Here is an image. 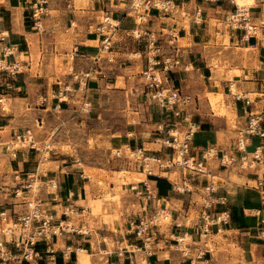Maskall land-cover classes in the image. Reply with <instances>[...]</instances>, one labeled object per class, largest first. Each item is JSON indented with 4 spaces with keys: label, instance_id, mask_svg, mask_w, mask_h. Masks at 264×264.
Masks as SVG:
<instances>
[{
    "label": "crops",
    "instance_id": "0c3cea01",
    "mask_svg": "<svg viewBox=\"0 0 264 264\" xmlns=\"http://www.w3.org/2000/svg\"><path fill=\"white\" fill-rule=\"evenodd\" d=\"M39 1L0 0V139L21 142L27 130L36 131L41 148L19 144L11 163L25 183L36 175L40 185L34 198L52 214L54 225L69 227L41 239L31 260L9 264H264V136L248 137L244 151L235 149L234 137L220 142L225 117L215 116L200 98L205 90L215 97L228 95L233 82L249 97L251 109L262 111L264 127L259 95L264 87V0H164L165 8L147 11L132 7L129 0H92L87 7L80 0H45L35 18L32 10ZM239 4L247 5L249 19L257 25L248 39L242 37L246 21L239 28L226 22ZM139 13L143 18L138 22ZM100 15L114 21L108 48L102 47L104 32L97 28ZM221 48L238 73L216 78L209 61ZM136 53L140 60L132 56ZM58 55L67 69L60 74L54 62ZM163 57L178 60L170 83L194 99L196 156L200 148L218 147V162H204L210 177L192 170L171 178L175 166L150 162L149 171L137 163L132 171L128 158L111 152L128 147L146 158L170 154L160 138L173 118L137 94L144 88L141 72L149 61ZM231 95L226 104L230 101L231 111L245 122L248 107ZM41 97H46L43 104ZM157 143L159 147L150 146ZM219 150L227 151L230 163L246 154L255 166H225ZM30 189L20 190L22 198H30ZM105 192L110 198L96 204ZM11 199L3 209L25 210L21 199ZM66 208L72 213H63ZM223 210L227 221L202 233L199 214ZM160 211L170 220L154 222L144 236L136 237L132 223L152 220ZM202 235L214 249L205 247ZM10 248L20 255L21 248Z\"/></svg>",
    "mask_w": 264,
    "mask_h": 264
},
{
    "label": "built area",
    "instance_id": "2783aa9c",
    "mask_svg": "<svg viewBox=\"0 0 264 264\" xmlns=\"http://www.w3.org/2000/svg\"><path fill=\"white\" fill-rule=\"evenodd\" d=\"M129 3L132 7L138 8L142 6L144 11H147L149 7L154 8H165L166 1L164 0H129ZM45 0L36 2L32 15L35 18L39 17V14H42ZM136 18L141 20L143 14L139 13ZM250 15L244 6L236 7L235 11L226 19V22L235 28L241 27L240 22L246 21L244 25L245 33L242 35L244 39H248L249 35L255 34L257 31V25L251 21ZM108 16H104L101 23L98 25V29L102 33V47H109V28L113 27L114 24L109 20ZM264 26V21L262 22ZM139 33L134 34V37L137 38ZM153 48V47H151ZM157 50V48H155ZM178 64V60L170 57H163L162 59H154L149 61L148 66L141 72L144 78V88L143 94L150 102L151 105L158 107L161 111L169 114L173 121L170 126H167L165 130V135H162L160 138L161 144L166 148H170L171 152L168 157L165 158L167 161L165 164L159 165H174L175 154H178L181 158L178 163L181 166H185L193 171L203 172L202 169L203 161H205V154H210L201 152L196 156V152L192 147V137L196 132L198 125L193 118L192 113L189 111V105L191 104V96L188 93L182 92L180 89L174 87L170 83V72L173 71L174 66ZM261 83L264 85V80H261ZM235 100H244V104L248 107L246 120L244 124L237 130V136L235 138L234 147L238 151H244L246 141L250 136H264V127L261 126L260 121H262V111L252 110L250 107V99L248 96L234 92L232 93ZM262 103L264 104V87L261 88L259 92ZM60 98L57 97V101ZM46 97L40 98V103H44ZM86 101L82 103L84 106ZM54 108L58 107V104L53 105ZM85 107V106H84ZM88 108V107H86ZM184 128L182 131L179 128ZM29 131H26V134L21 136L22 140L25 139L26 135L28 139ZM20 137L16 135V138ZM31 146L34 144L31 140ZM207 149V148H206ZM141 153L139 149L136 150ZM135 151V152H136ZM15 152L12 153V157H15ZM143 165L149 171V162L152 160L146 158L142 155ZM256 156V155H255ZM156 159V158H155ZM246 154L242 156V160H246ZM159 159H156L158 161ZM234 160L230 158V161ZM31 180V178H30ZM33 180V177H32ZM32 180L27 181L26 184L21 185L25 188H16L15 194L18 190L29 189L31 187ZM259 185H262L261 181H258ZM51 187L54 184H50ZM22 192V191H21ZM22 197V196H21ZM23 203H25V210H21L15 213H9L6 209L0 210V219L4 221L5 226L0 224V232L3 235L2 240H0V264H9L10 261L21 262L23 260H31L37 255L36 244L41 239H48L50 235L59 233L61 231L67 230V225H54L52 223L53 216L52 214L42 210L40 204L36 198H22ZM67 210V211H66ZM63 213L69 214L72 213V210L65 209ZM157 214H154L152 220L148 218L139 219L138 221L132 223V230L136 237H142L147 233V229L151 224L157 222ZM228 218L227 210H223L218 214L211 216L205 211L199 214V219L202 220L200 230L202 233H207L212 224L225 223ZM261 222L264 223V218L261 219ZM147 238V237H146ZM10 245H13L15 248H21L20 255H14ZM13 254V255H12Z\"/></svg>",
    "mask_w": 264,
    "mask_h": 264
},
{
    "label": "rangeland",
    "instance_id": "374dc122",
    "mask_svg": "<svg viewBox=\"0 0 264 264\" xmlns=\"http://www.w3.org/2000/svg\"><path fill=\"white\" fill-rule=\"evenodd\" d=\"M86 7L90 4V2H92V0H80ZM239 6H243L241 4H239ZM247 6V5H244ZM40 15V14H39ZM104 15H100V20H103ZM145 20V19H144ZM213 22V21H211ZM188 23V19L185 17L184 18V25H187ZM72 28V26L70 27ZM70 32H72V29L70 30ZM137 31L133 32L132 34H136ZM64 36H66V34L63 33ZM227 43V40H226ZM228 46V44H225ZM102 54H106V52H102ZM212 56H210V63L212 66V71L213 74L216 78L220 77L221 73L226 72L228 75H232L234 73H238V70H236L235 68H231V66L229 65V60L227 59V56L224 54V50L218 49V50H214L211 54ZM135 59L140 60V53H136L132 55ZM55 65L56 67H58V69L56 70L57 74L66 72L67 69L66 67L61 64L60 60H59V55L55 57L54 59ZM0 64H4V63H0ZM36 66H33V72ZM68 68H70V64L68 65ZM230 70V71H228ZM136 71L138 73H140L142 70L140 67L136 68ZM232 87H231V93L237 92L240 93L239 88L233 83L231 82ZM231 93L228 95H221L218 94L215 96H213L212 94L208 93V90H205L203 94H201L200 98L201 100L204 101L205 105H207V108H209L208 110L211 111L215 116L217 117H225L226 120V127L227 128H223V129H219V138H220V142L226 143L228 142L229 139H231V137H234V139L237 136V130L244 124V122L242 121V118H239L236 116L235 111H231V105H230V101L226 104V98L227 100L231 98ZM137 94L140 100H146L142 90H140V88H138L137 90ZM3 97V96H2ZM148 101V100H147ZM3 104L6 108V100L3 99ZM85 108L89 106L88 103H85ZM189 107V111L192 113L193 118H194V114L193 112L195 111L194 107H195V102L194 99H191V104L188 106ZM128 114H131L130 111L131 109L128 107ZM135 115L137 113H134ZM223 127V124L221 126V128ZM41 129V128H40ZM184 128H179V130H183ZM65 131L67 132V128L65 129ZM197 131V130H196ZM50 133V132H49ZM31 134V139H27L25 140V142H19V140H14L12 138H10L9 136L7 138H1L0 139V210H3V208L5 207H9V200H12L11 197L17 198V200H20L22 197V192L20 190L17 191V193H19L18 195L15 194L16 188H25V187H21V185L26 184L23 180H22V176L19 175L17 172L14 171L13 165L11 163V158L10 156L12 155L13 152H16V147L19 144H22L25 148H29L32 147L31 146V140L34 143L33 148L37 147L38 149L41 148L40 145V139L35 137L36 135V131L33 133V131L30 132ZM46 137V136H45ZM42 138V140L44 141V145L46 146V148H49L51 146V142L50 140L48 141V138L45 139ZM150 146L152 147H159V143L157 144H151ZM207 148V149H206ZM206 148H200L201 152L207 153L206 151H208L210 154H205V161L207 162H213L215 160V162H218L217 159L215 158L216 155L215 153L218 152V147L214 146V145H209ZM232 148V146H231ZM117 148L112 149V154L120 152V154H122V156H125L126 158H128L132 171H135V169L137 168L135 163L138 164V166L140 167L141 170L146 171L145 166H143L142 164V156L141 153L139 152H134L133 150L129 149L128 147H123L122 149L118 150ZM199 151V153H200ZM133 152V153H132ZM222 152H224V157H223V161H224V165L227 166V164L232 165V169H244L247 170L249 168L248 164L245 163V161H235V162H229V156L226 150H219V154L222 155ZM42 154L44 156L47 155V152H42ZM178 154H175L174 156V161L176 160L177 163H175L173 166H175V169L172 173H170V177L174 178L178 175H180V172H182V174L184 175H188L192 170L185 167V166H181L178 164V161H180L181 158H178ZM10 158V160H9ZM203 161V166L202 169L205 171V174H201V177H210L207 171H209V169L204 165ZM150 163H154L156 165L158 164H165L167 161L164 158H160L158 161H149ZM255 166V163L252 164ZM253 167V166H252ZM251 167V169H252ZM103 173H105V171H103ZM120 176H123L124 174H127L125 172H120L118 173ZM134 174V176H141V178H143V174L142 175H137L136 173H132ZM209 174H211V171H209ZM33 180L31 183V188L30 189V198H34L35 194H36V188H39L40 182L39 180L36 179V175L33 174ZM137 178V177H136ZM139 178V177H138ZM122 178H120L121 180ZM107 187V186H106ZM110 198V194L108 192H105L101 199L97 200L96 204H100L102 202V199H108ZM117 200V197H115ZM97 211H100L99 208H96ZM21 211V210H20ZM9 213H15V212H19L12 210V211H8ZM167 214L165 211H160L158 212L156 218L158 219V221H162L163 220V214ZM118 214V213H116ZM195 216H198V213L195 212L194 213ZM168 220H170L169 216H168ZM2 223L3 226H5L4 221H2L0 219V224ZM70 224L74 223V222H69ZM3 235L0 232V240H2ZM202 243H208V245L206 244L205 247L206 248H211L214 249L213 244L211 243V240L209 239L208 236L202 235ZM86 261V260H85ZM85 261H83V263H85ZM87 262V261H86ZM140 264H145V261L142 260L140 262Z\"/></svg>",
    "mask_w": 264,
    "mask_h": 264
},
{
    "label": "bare ground",
    "instance_id": "6f19581e",
    "mask_svg": "<svg viewBox=\"0 0 264 264\" xmlns=\"http://www.w3.org/2000/svg\"><path fill=\"white\" fill-rule=\"evenodd\" d=\"M236 1V0H235ZM250 2H251V0H250ZM112 23H114V21L113 20H111V19H109ZM140 20H138V22H139ZM231 87H232V85H231ZM231 90V89H230ZM31 131H29V133H30ZM29 137L30 138H32L31 137V134H29ZM28 139V137H27V135H26V137H25V140H27ZM25 140H22L21 142H25ZM34 144V143H33ZM118 150H119V148H117ZM117 150V151H118ZM133 153V152H132ZM178 158H180V156H178ZM150 159H152L151 161H155L156 159L155 158H150ZM181 160V159H180ZM243 161V160H242ZM245 161V163L246 164H248V166H254V165H252V164H254L255 162L253 161V160H249V157H248V160L246 161V160H244ZM178 163H181L180 161H178ZM214 177V176H213ZM163 219H165V220H168V216L164 213L163 214ZM83 253H85V252H83ZM86 262V261H85Z\"/></svg>",
    "mask_w": 264,
    "mask_h": 264
}]
</instances>
